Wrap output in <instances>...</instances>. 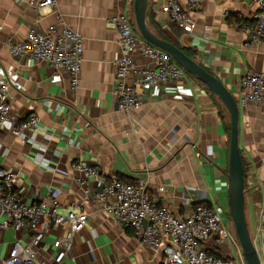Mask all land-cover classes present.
Returning a JSON list of instances; mask_svg holds the SVG:
<instances>
[{
    "label": "crops",
    "instance_id": "0c3cea01",
    "mask_svg": "<svg viewBox=\"0 0 264 264\" xmlns=\"http://www.w3.org/2000/svg\"><path fill=\"white\" fill-rule=\"evenodd\" d=\"M43 1L0 0V81L9 84L12 110L21 116L35 114L53 138L46 151H40L38 145H24L1 130L0 169L17 175L18 191L28 204L40 202L52 188L59 214L83 211L87 220L73 237L70 254L60 262L50 247L52 234L36 250L37 258L46 264H161L160 254L142 248L131 231L100 206L81 207L82 190L69 170L77 160L96 168L104 182L112 177L144 181L147 194L157 196L159 205L176 217L202 204L216 209L228 223L230 123L220 100L186 74L165 88L142 90L141 106L120 111L112 98L119 48L115 28L107 20L126 12L134 24L133 0H55L54 8L40 10L31 5ZM164 1L148 2L151 31L161 32L186 51L237 101L240 78L249 72L264 74V41L247 47L248 38L233 27L235 22H249L248 0H202L198 11L190 14L195 25L191 33H182L158 13ZM52 25L64 26L83 40L75 90L66 72L9 54L8 40L22 42L28 30L45 31ZM137 38L143 41L138 32ZM135 60L140 65L148 62L139 56ZM33 140L43 143L40 136ZM238 147L245 214L254 220L258 187L264 183V112L254 104H238ZM37 154L48 161V168L34 160ZM2 221L0 217V225ZM14 238L11 229L0 226V256ZM222 252L215 249L212 254Z\"/></svg>",
    "mask_w": 264,
    "mask_h": 264
},
{
    "label": "built area",
    "instance_id": "2783aa9c",
    "mask_svg": "<svg viewBox=\"0 0 264 264\" xmlns=\"http://www.w3.org/2000/svg\"><path fill=\"white\" fill-rule=\"evenodd\" d=\"M201 1L165 0L157 10L182 33H191L195 25L190 14L198 11ZM31 5L38 10L52 9L56 2L44 0ZM248 5L249 22H235L233 27L248 38L246 46L250 47L264 41V0H248ZM107 21L115 28L119 48V56L114 61L112 98L120 111L141 106L142 90L162 89L186 77L166 53L137 38L136 28L126 12L115 14ZM7 47L12 58L26 57L66 72L70 88H77L83 40L72 30L57 25L45 31L30 29L22 42L8 40ZM135 56L148 62L140 65ZM8 90L7 81L1 80L0 131H6L24 145H38L40 151H46L52 134L44 131L35 114L15 113ZM236 102L254 104L264 112V74H244L239 81ZM34 136H40L43 143H35ZM34 160L44 168L49 167L48 161L38 154ZM69 170L82 190L81 207L100 206L116 224L130 230L142 248L160 254L161 264H246L234 230L216 209L201 204L183 217H176L159 205L157 196L147 194L142 180L128 183L112 177L104 182L96 168L80 160L71 163ZM17 179L14 172L0 169V217L3 218L0 226L11 229L15 235L8 252L0 256V264H46L37 258L36 250L43 247L44 238L49 234L54 236L50 247L56 251L55 260L60 262L70 254L72 239L83 230L87 215L83 211L59 214L52 188L40 202L28 204L18 191ZM258 192L250 236L259 262L264 264V183L259 185ZM215 249H221L222 256L212 254Z\"/></svg>",
    "mask_w": 264,
    "mask_h": 264
},
{
    "label": "water",
    "instance_id": "95a60500",
    "mask_svg": "<svg viewBox=\"0 0 264 264\" xmlns=\"http://www.w3.org/2000/svg\"><path fill=\"white\" fill-rule=\"evenodd\" d=\"M148 2L149 0L132 1L134 25L141 39L166 53L186 74L193 76L205 86L220 100L228 114L230 131L226 180L229 218L246 264H260L252 244L245 214L243 162L238 147V104L228 89L213 74L198 65L181 48L159 38L151 31L146 19Z\"/></svg>",
    "mask_w": 264,
    "mask_h": 264
},
{
    "label": "rangeland",
    "instance_id": "374dc122",
    "mask_svg": "<svg viewBox=\"0 0 264 264\" xmlns=\"http://www.w3.org/2000/svg\"><path fill=\"white\" fill-rule=\"evenodd\" d=\"M228 221H229V222H228V226H229V228H230L231 230H233V226H232V223H231V221H230V218H229ZM246 221H247V226H248L249 232L251 233V232H252V229H253V227H254V220H253L252 216L249 217V215H247V216H246Z\"/></svg>",
    "mask_w": 264,
    "mask_h": 264
},
{
    "label": "trees",
    "instance_id": "16d2710c",
    "mask_svg": "<svg viewBox=\"0 0 264 264\" xmlns=\"http://www.w3.org/2000/svg\"><path fill=\"white\" fill-rule=\"evenodd\" d=\"M146 17H148V15H147V13H146ZM150 20H147V24H149V27L150 28H152L153 29V25H152V23L150 24ZM136 30V29H135ZM154 30V29H153ZM137 32V31H136ZM153 32V31H152ZM154 33V32H153ZM155 33H156V35L159 37V38H161V39H164V40H166V41H169L161 32H159V31H155ZM183 52L187 55V56H189V54L186 52V51H184L183 50ZM188 75V74H187ZM188 76H191V75H188ZM191 77H193V76H191Z\"/></svg>",
    "mask_w": 264,
    "mask_h": 264
}]
</instances>
